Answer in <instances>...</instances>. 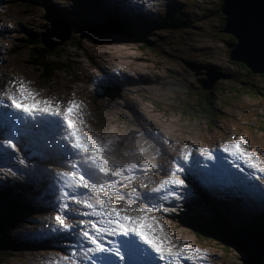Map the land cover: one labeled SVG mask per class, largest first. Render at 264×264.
I'll list each match as a JSON object with an SVG mask.
<instances>
[{
    "label": "rangeland",
    "instance_id": "obj_1",
    "mask_svg": "<svg viewBox=\"0 0 264 264\" xmlns=\"http://www.w3.org/2000/svg\"><path fill=\"white\" fill-rule=\"evenodd\" d=\"M182 1L190 6L192 17L199 16L202 4L205 6L199 0ZM25 2L27 4H24L22 0L2 1L3 13H0V26H5V21L8 20L10 26H6L12 30V35L5 43H2L0 39V46H3L6 51L3 53V49L0 48V71L3 75L9 71L19 72L38 87L37 91L35 89L32 91L41 94L42 88L47 87L58 93H63L69 88L80 87L84 89L83 95H87L86 91H89L93 85L89 79L96 73V68L92 67L106 69L115 64L122 68V72L128 77L129 87L128 90L120 93L118 90L120 86H118L115 91L121 95H113L107 100L92 103V109L96 114L94 121L104 124L103 131L117 134L127 132L129 136H133L131 121L134 118L130 112L135 110L140 114L139 116L154 121L161 128L174 131L175 136L207 141L224 134L226 130L233 127L244 131L255 145L264 149V87L255 97L248 94L235 96L227 80L220 79V66H222L220 61L223 58L220 43L222 38L218 35L219 25L215 22H206L201 28L188 24L174 29L172 21L164 19L155 27L156 33H150L145 37L134 26L128 24L129 14L125 8L119 9L113 6L106 9L105 4L107 3L102 0H63L55 4L54 8L59 12H69H62L61 16L64 19L70 17L69 20L73 21V24L68 27V30L75 32L71 33L62 30L59 22L51 23L44 15V8L39 6L38 0H25ZM211 2L213 5L217 4V0H209L206 4L209 5ZM84 5H89L87 10L83 9L86 16L80 12ZM161 7H163L162 4ZM99 12H102L105 18H101ZM92 13L96 14L93 21L92 16L87 17ZM74 14L84 21L78 20L79 18L74 17ZM111 16L113 18H109ZM39 33H44L42 40L50 48L47 54H44V47L38 48L32 43ZM58 37L63 38L61 43L57 42ZM209 40H211L212 49L206 47ZM140 41L153 46L156 53ZM59 46L61 47L58 48ZM55 48L57 49L54 50ZM198 52H202V63L207 62L213 65L215 72L184 71L183 74L188 76L183 75L177 82L186 89L176 90L178 94L170 92L174 91L170 89L174 87L173 75L177 73L176 70L180 69L183 63L196 62L197 59L194 60V58ZM34 54H41L36 64ZM212 79L219 80L214 81L211 86L209 84L207 91L203 90L202 86H207L205 82ZM198 82L204 83L201 86ZM121 83L122 81H118V85ZM194 88L195 95L186 91ZM203 95H212V102L204 104ZM175 97L182 102V107L177 104L176 100L173 101ZM183 106H187L188 109L185 110ZM200 106H207L210 109L208 118L193 112L191 108ZM33 153L38 156L43 154L39 148ZM25 175L37 182L46 177V171L42 164L37 162L30 166ZM203 196L221 207L228 219L245 220L241 222L247 226L254 222L253 216L258 213L257 210L249 212L250 208L245 205L239 206L236 202L222 201L211 195L209 191L203 193ZM31 200L33 202L43 201L42 198L36 200L33 197ZM190 202L194 203V201ZM7 205L8 202L3 203L0 211L6 212ZM201 206L199 213L205 214L207 222H212L216 213L211 212V209L204 204ZM12 210L13 207L8 210L7 217L10 216ZM178 217L184 226L172 222L171 227L165 229L175 243L174 233H184L189 227L184 213ZM229 223L233 224L235 221L229 220ZM22 231L23 228L20 226L12 228L13 237L19 240ZM215 233L217 235V232ZM7 238V229L1 230L0 264H18L26 260L29 254L25 255L21 247L10 246L3 242ZM217 238L233 244L219 236ZM202 243L206 244L210 252L215 254L214 264H242L241 259L244 258L245 253H237L233 247L224 250L222 243L210 239H205Z\"/></svg>",
    "mask_w": 264,
    "mask_h": 264
},
{
    "label": "clouds",
    "instance_id": "obj_2",
    "mask_svg": "<svg viewBox=\"0 0 264 264\" xmlns=\"http://www.w3.org/2000/svg\"><path fill=\"white\" fill-rule=\"evenodd\" d=\"M2 1L0 0V13H3L2 9ZM10 1V0H8ZM63 0H38L40 3L39 6L44 8V15L49 19L51 18V21H54L55 18H59L60 20H64L60 15L62 12L69 13L66 11H58L55 10L54 6L55 4L61 3ZM73 1V0H72ZM153 0L152 4L147 9V12L145 15L140 14H134L129 13V20L128 24L130 26H134L138 32L143 36H148L150 33H156L155 27L159 25L160 21H163L164 19H171L173 18L176 13L178 12L179 5H183L185 9L191 10L190 6L185 4H175L171 0ZM213 2L207 6V8L204 10L203 14L197 16L200 19V22L203 26L206 22L213 21L215 24L219 25L220 31L224 24V15L218 11L220 9L222 0H217V4L213 5ZM24 4H27L24 2ZM161 4L163 7H161ZM73 7V5H71ZM172 6V7H170ZM65 7V6H64ZM160 10V12H158ZM52 12V13H51ZM55 13L58 15V17H55ZM195 13V12H194ZM109 18H113L112 16ZM72 21V20H71ZM73 23V21H72ZM72 23H67L69 27ZM10 26V22L7 20L5 21V26H0V39L2 40V43H5L7 39L12 35V30L8 28ZM62 30L68 31L67 28H64ZM146 30L148 32L146 33ZM72 33H75L73 30H71ZM219 37L222 39L220 40L221 47L224 46L226 42H229L231 44L235 43L234 37L227 32H218ZM230 35L233 37L234 41H229ZM63 40V38H60ZM32 42L38 47L42 48L45 47L43 43L39 44L34 39ZM57 42L61 43V41L57 40ZM144 42V41H140ZM146 44V42H144ZM147 45V44H146ZM150 50H154L156 53V50L153 46L147 45ZM213 48V46H211ZM0 48L3 49V53H6L4 51V47L0 46ZM50 49V48H48ZM44 51V49H43ZM229 52V50L222 49L223 56L226 55ZM44 54H47L44 51ZM35 57V64L39 61V57L41 54H34ZM115 57H113L114 59ZM116 59V58H115ZM1 62V59H0ZM198 62V59L196 60ZM222 66H220V74L224 75V68H226L225 59L222 58L220 61ZM200 66H197L194 63L186 64L192 71H195V73H208V72H215L213 65L209 63H203L200 62ZM46 66V65H45ZM124 67V66H123ZM224 67V68H223ZM47 68V66H46ZM96 68V73H94L93 76L89 80L93 82V85L90 89V91H86L87 95H84V101L86 102L89 109L85 112V115L82 116L83 120L85 121L84 124V131L90 135L96 138L97 142L101 145V154L105 157V166L109 169V175L104 176L103 174H100L98 176L97 181L99 182H105L107 180H120L121 185L118 188L124 187L128 180H123L122 177H115L112 176L111 173L114 171H120L124 175V171L129 172L131 175H133L138 181H140V186L142 184H146L148 186L156 185L153 188L158 187L165 179H169L171 175L167 176L164 180H160L158 177L155 167L152 165L150 160L146 159H140V144L144 145L145 152L148 155H151V152L155 149L151 147L150 143H159L161 140H167V136L171 135L174 131H169L166 129L161 128L158 124H156L152 120L145 119L144 117L139 116L140 114L137 113L135 110H132L130 114L133 116L134 119L131 121V133L133 136H129V133L125 132L124 134H117L115 132L110 131H103L104 124H98L94 121V118L96 114L94 113L92 109V101L88 99V97L96 98L97 101H103L107 100L109 97H112L113 95H121L120 93L122 91L128 90V77L126 74L122 72V68L118 67L115 64L110 65L106 69L99 68V67H92ZM48 69V68H47ZM248 72H250L247 69ZM10 72V71H9ZM8 72V73H9ZM264 72V71H262ZM7 73V74H8ZM3 73L0 71V77ZM6 75V74H5ZM220 79H226V76L221 77ZM214 81H217L219 79H212ZM118 81H122L120 85H118ZM2 80H0V87L2 84ZM96 86V90H93V87ZM120 86V87H118ZM122 86V87H121ZM196 86V81H195ZM118 87V90H120V93L118 91H115V88ZM43 94H46L50 96L56 103H59L61 105V109L63 107L67 106L69 101H75L77 102L80 100L83 96V90L82 88H69L67 91L63 93H58L55 91L50 90L47 88H42ZM188 93H191L192 95H195V88L193 90L187 89ZM1 93V91H0ZM125 93V92H124ZM128 115V110H127ZM111 124V123H110ZM130 124V122H129ZM263 130V128H262ZM236 135H242L246 136L250 139L251 144L254 143L251 141L250 136L246 135L244 131L241 129L236 128H229L224 132V134L217 136L215 138H211L207 141H201L199 140L198 143L202 147H206V149L209 150V152L212 153L213 146L215 148V158L212 160H208L207 158L198 157V159L203 160L205 162L207 167L203 171L202 174L198 175L203 169H200L197 165L194 170V175L190 176L189 172H184V177H187L186 179V185H190L192 188L194 195L192 197H186L181 200L176 199H170L169 201H160L162 204V208L159 211L153 212L151 215L155 216L158 220H167L171 223H178L179 226H184L181 219L178 217V215L183 214L186 216V223L189 225L187 221V216L191 212H200V209L202 208V204L208 206L211 209V212L217 213L221 216H224V220H222L220 223L224 222L226 223L229 228L234 232L242 233L243 235H247L249 231V227L247 230L241 231L239 228H242V222L245 220H239V219H228L226 217L225 211L217 206L213 200H210L208 198H205L203 196V193H207V191L211 192V195H214L216 188H218L220 192V200L224 201L222 197L225 195V186L220 179L217 170L219 168H222L226 172V163L222 162L221 158L223 155H225V158L227 159L230 155L229 153L223 152L224 145L228 144L226 141V138L228 137L229 143H232V140ZM128 137V138H127ZM178 137L177 141L173 144V148L175 149V152H179L180 149L188 145L189 147H195L196 146V140L197 139H190L187 137ZM111 141V143H109ZM107 145V149L104 148V146ZM19 152H12L11 155H3L0 154V164H2V167L5 169V172H0V181L3 184V190L0 193V204L8 202L7 210L2 216H6L8 214V210H10L11 207H13V210L11 211V214H15V218L13 221L8 225L7 231H10V235H12V228L16 226H20L23 228L22 232H28V233H35L38 230V226L41 224L42 226H45L47 229L51 228L53 232L63 231L65 232L66 236H69L71 238H78L79 232L82 227H88V225H79V221L81 220H96L99 219L98 217L89 215V216H83L80 214L79 211L82 212H91V209H87L83 207V204L77 205L74 201H70L69 208L67 210V216L65 217L66 224H72L73 231L72 232H66L64 228L60 226V223L56 220V217L58 215V211H62L59 207L60 204L57 203L55 193L59 191L60 187V181L58 179V176L62 174L64 171L69 170V165L64 161V158L60 155V153L55 149L54 142L50 134H45L42 137H36L33 135H29L27 137H24L21 141V143L18 145ZM40 149L43 154L40 156L33 153L34 150ZM188 153V151L186 150ZM19 156L20 158L25 159V164L21 165L18 160L12 159L14 156ZM128 156L131 157L133 160H131L130 163H128ZM194 157H196V153L193 154ZM40 162L46 171V177L41 179L40 181L34 182L31 179H29L25 172L29 170L30 166L33 164ZM54 165L58 168L60 173L57 172H50L45 169L47 165ZM130 170V171H129ZM198 175V176H197ZM47 177H50L51 179L55 178V182H52V180H49ZM33 185H37L36 187ZM158 184V185H157ZM196 186H199V188H196ZM204 187V188H203ZM152 188V189H153ZM152 189L149 190L147 194H151L154 196H158L161 194L158 193H152ZM30 190L37 191L39 195L35 198L36 200L42 198L43 201L41 202H33L25 195L24 192H29ZM86 191V190H82ZM261 192V194H258L257 192ZM264 194V182H261L258 184L257 188L253 191H249L246 195V200H237L236 203L239 204V206L245 205L250 206V211L257 210L258 213H256L253 218L254 221L260 220L262 223H264V199L261 204H259V197ZM194 197H197V199H194ZM34 198V197H33ZM210 198V197H209ZM218 198V197H216ZM98 197L95 196V194H92V202H95ZM116 203V206L118 207V204L115 199H113ZM190 201H194L190 202ZM145 202H142V208L145 207ZM130 208H135V204L132 206H129ZM97 208H100V205H97ZM121 208V207H120ZM164 209H175L170 211H165ZM50 213L51 215L47 217V213ZM64 212V211H62ZM131 213V210L127 212V214ZM10 214V215H11ZM201 214V213H200ZM65 213H63V216ZM202 216H205V214H201ZM1 216V217H2ZM0 217V218H1ZM8 219V217H7ZM229 220H234L235 223L230 224ZM250 221V220H249ZM218 223V224H220ZM252 223V222H251ZM250 223V225H251ZM203 226V225H202ZM233 227H238V230H235ZM192 228H197L198 226L187 227V231L182 233L181 236H176L175 241L176 243L183 248H191L193 250L199 249L201 251V255H196V258L194 261H188L186 259H182L179 261H175V264H214L215 261V254L210 252L208 246L202 241H204L206 238L203 236H197ZM27 230V231H24ZM20 240V237H19ZM13 243L12 238H7L5 242L9 244L10 246L19 247L24 245L21 242ZM18 243L20 245H18ZM228 244V243H227ZM263 247H264V240L262 241ZM229 247H233L237 253H244L242 249L239 248V246L235 244H228ZM239 248V249H238ZM187 255V253L185 254ZM241 259L242 264H245V259ZM260 264H264V251L260 255L258 259Z\"/></svg>",
    "mask_w": 264,
    "mask_h": 264
},
{
    "label": "snow or ice",
    "instance_id": "obj_3",
    "mask_svg": "<svg viewBox=\"0 0 264 264\" xmlns=\"http://www.w3.org/2000/svg\"><path fill=\"white\" fill-rule=\"evenodd\" d=\"M15 83L13 81L14 87ZM7 100L10 103L0 100V154L18 153V145L25 136L51 135L55 149L69 165V170L58 176L61 198L59 207L65 215H57L56 220L66 232L73 231L74 226L65 223L70 201L91 209V212H82L81 215L99 218L79 221L81 226L88 225L81 228L78 242L80 247L90 254L91 264H173V261L181 259L194 261L198 250L180 247L158 219L151 215L162 208L160 201L173 198L181 200L194 195L186 185L187 177L182 178L180 175L185 172L184 164H175L170 178L152 189V193L161 195L141 194L133 189L135 195L130 196L128 203H125L123 208L117 207L113 198L125 199V195L117 190L123 185L120 180L99 182L94 179L100 174L108 176L109 169L105 166L100 143L84 131L85 121L77 102L69 101L67 106L61 109L59 103L41 100L39 94L32 91L23 81L19 82L15 92L7 94ZM246 143L245 138L240 137L235 143L224 145L223 152L230 154L232 159L229 163L239 168L240 172H245V168L240 167L237 161L259 173L253 176V173L249 172L246 174L248 178L264 182V166H261L262 162L257 154L246 147ZM104 148L107 149V145ZM190 155L189 153L183 157L185 164ZM201 155L208 160L215 158L208 149H204ZM12 159L18 160L21 165L26 162L18 155ZM188 171L191 173L192 170ZM111 175L128 181L133 179L131 175L125 176L120 171H114ZM142 187L147 185L142 184ZM92 194L98 197L95 202H92ZM141 199L146 206L140 209V214L128 215L129 210L136 211L135 208L129 209V203ZM97 205H100L99 209ZM85 245L91 246L85 248Z\"/></svg>",
    "mask_w": 264,
    "mask_h": 264
},
{
    "label": "water",
    "instance_id": "obj_4",
    "mask_svg": "<svg viewBox=\"0 0 264 264\" xmlns=\"http://www.w3.org/2000/svg\"><path fill=\"white\" fill-rule=\"evenodd\" d=\"M219 11L224 15V24L217 32L230 33L235 39L234 45L226 44L232 48L228 59L243 63L251 73L264 71V0H222ZM213 231L242 249L245 264H260L264 223L252 222L247 235L232 231L224 222L216 224Z\"/></svg>",
    "mask_w": 264,
    "mask_h": 264
},
{
    "label": "trees",
    "instance_id": "obj_5",
    "mask_svg": "<svg viewBox=\"0 0 264 264\" xmlns=\"http://www.w3.org/2000/svg\"><path fill=\"white\" fill-rule=\"evenodd\" d=\"M22 1L25 2V0H22ZM199 1H201V3L205 4V6L202 4V9L205 10L208 6V4H206V3H209V0H199ZM230 40L232 42L234 41V39L231 35L229 37V41ZM60 47L61 46H59L58 48H60ZM56 49L57 48H55L54 50H56ZM44 51L47 53L49 51L48 47L45 46ZM196 59L203 60L202 52H198V54L196 55L194 60H196ZM224 59H225V63H226V71H224V75L226 76V80H227L228 85H230V89H232L234 91V95L238 96V95H242V94H248L249 96H252V97L258 96L260 89L262 87H264V72H260V73L248 72L246 66L243 63L236 61V60H229L228 59V53L226 55H224ZM200 62H202V61H200ZM197 63H199V62H194V64H197ZM188 70H191V69L186 65V63H183L180 65V69H177L176 70L177 73L173 75V79H174L173 86L174 87H173V89H170V90H174V91H170V92L178 94L176 90H181L180 88H182L184 90L186 89L182 84H179L177 81L180 80L183 75L188 76L187 74H183L184 71H188ZM187 97L189 99L188 94H187ZM196 98H197V96H196ZM88 99H90L92 102H95L97 100L96 98H92V97L91 98L88 97ZM212 99H213L212 95H203L202 96V102L204 104H210L212 102ZM175 100H176L177 104H179L182 107V102L180 100L176 99V97L173 98V101H175ZM183 108L185 110L188 109L187 106H183ZM191 108H192L193 112L200 114L203 117L208 118V115L210 113V109L207 106H200L199 108H196V107H191ZM3 214L4 213H2V215ZM14 218H15V214H11L8 217V219L6 216H2L0 218V231L3 229H7L8 225L13 221ZM224 218H225L224 216H221V215L216 213L215 219L212 222H207L205 220V217L202 216L200 213L191 212L187 216V221H188L189 225H191V227L198 226V229L192 228V230L194 231V233L197 236H203L206 239H210L212 241L222 243L223 249L227 250L229 245L226 242H224L223 240L217 238L216 233L213 231L216 224L220 223L222 220H224ZM257 221H260V220H257ZM248 227L245 226L244 228H239V229L241 231H243V230L245 231V230H247ZM233 228L235 230H238V227H233ZM3 242H5V241H3ZM5 243H7V242H5ZM5 249H7V248H5Z\"/></svg>",
    "mask_w": 264,
    "mask_h": 264
},
{
    "label": "bare ground",
    "instance_id": "obj_6",
    "mask_svg": "<svg viewBox=\"0 0 264 264\" xmlns=\"http://www.w3.org/2000/svg\"><path fill=\"white\" fill-rule=\"evenodd\" d=\"M9 2V1H8ZM113 6H116V7H118L119 9H122L123 8V6H124V4H123V0H114V1H111V2H109V3H107V4H105V7H106V9H110V8H112ZM88 7H89V5H87V6H85L83 9H85V10H87L88 9ZM100 13V16H101V18H105V15L102 13V12H99ZM95 13L93 14H89V15H87V17L89 18L90 16H92V21L94 20L93 18L95 17ZM61 16V15H60ZM62 17V16H61ZM120 49V48H119ZM125 51V50H124ZM123 52V51H122ZM119 53H121V52H119ZM118 55H120V54H118ZM123 55V54H122ZM118 59V58H117ZM123 59V58H122ZM124 60V59H123ZM129 60H131V59H129ZM117 61V60H116ZM121 61V60H120ZM119 61V62H120ZM113 62V61H112ZM138 62V61H137ZM114 63V62H113ZM115 63H117V62H115ZM110 64V63H109ZM213 82H214V80H210V81H207V82H205V83H207V86H204L203 85V83L204 82H198L201 86H202V89L203 90H205V91H207L208 89H209V84H210V86L213 84ZM3 205V203H1L0 204V206H2ZM2 213H5V212H2V211H0V216H2ZM248 227L247 225H245V224H242V228H244V227Z\"/></svg>",
    "mask_w": 264,
    "mask_h": 264
}]
</instances>
